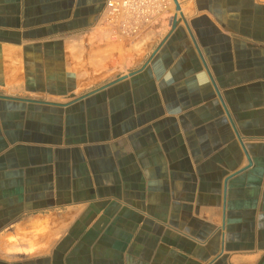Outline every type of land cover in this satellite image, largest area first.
<instances>
[{
    "label": "crops",
    "instance_id": "obj_1",
    "mask_svg": "<svg viewBox=\"0 0 264 264\" xmlns=\"http://www.w3.org/2000/svg\"><path fill=\"white\" fill-rule=\"evenodd\" d=\"M0 0V264H264V0Z\"/></svg>",
    "mask_w": 264,
    "mask_h": 264
},
{
    "label": "built area",
    "instance_id": "obj_2",
    "mask_svg": "<svg viewBox=\"0 0 264 264\" xmlns=\"http://www.w3.org/2000/svg\"><path fill=\"white\" fill-rule=\"evenodd\" d=\"M174 0H108L107 11L120 20L121 35L133 37L159 26L173 10Z\"/></svg>",
    "mask_w": 264,
    "mask_h": 264
},
{
    "label": "water",
    "instance_id": "obj_3",
    "mask_svg": "<svg viewBox=\"0 0 264 264\" xmlns=\"http://www.w3.org/2000/svg\"><path fill=\"white\" fill-rule=\"evenodd\" d=\"M174 2L176 3V1L174 0Z\"/></svg>",
    "mask_w": 264,
    "mask_h": 264
}]
</instances>
